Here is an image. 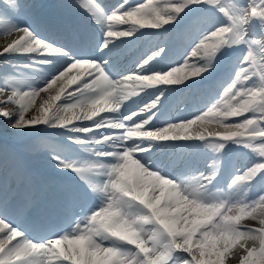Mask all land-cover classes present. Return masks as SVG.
Wrapping results in <instances>:
<instances>
[{
    "label": "snow or ice",
    "instance_id": "6c2138e0",
    "mask_svg": "<svg viewBox=\"0 0 264 264\" xmlns=\"http://www.w3.org/2000/svg\"><path fill=\"white\" fill-rule=\"evenodd\" d=\"M25 7L30 6L3 0L0 29L13 38L0 45V58L16 56L28 61L25 66L3 60L13 71L20 67L35 71L37 65L55 70L44 87L26 92L5 76L0 118L16 134H37L41 126L62 129L66 143L91 156L93 162L81 164L58 153L52 157L60 172L73 174L81 184L79 190L62 195L65 203L74 200L82 214L70 233L52 232L37 239L6 210L0 212V264H225L233 248L232 255L240 264H257L251 259L257 253L259 264H264V0L245 4L240 0H170L162 11L151 7V0L147 5L142 0L134 6L121 3L111 10L98 0H85L81 8L102 36L99 56L74 54L59 40L21 24L20 9ZM202 17L218 19L193 41L182 69L153 70L152 65L168 55L167 40L139 57L133 68L110 64L122 55V46L138 27L167 33L192 27ZM128 24L132 26L122 27ZM226 48H242V54L237 58L235 78L220 99L208 101L190 119L165 121L156 127L153 121L159 119L166 95L176 91L173 86L186 87L211 73ZM257 49L259 61L254 54ZM69 86H75V94L68 92L57 104ZM150 88L154 89L151 94L145 91ZM141 92L149 101L139 105L138 111L127 106L119 111ZM41 93L47 98L38 102ZM81 96L98 99L82 106ZM11 104L17 107L10 108ZM213 121L216 127L210 129ZM197 141L216 153L211 166L201 170L189 159L185 167L197 175L171 171L164 151L194 152L201 147ZM229 145L254 153L258 161L235 168L225 184L228 191L214 193L220 178L219 160ZM89 173L100 176V182H93ZM257 182L262 187L254 199L238 198L247 197ZM0 195L6 203L8 188L0 190ZM245 216L258 219L259 227L242 224Z\"/></svg>",
    "mask_w": 264,
    "mask_h": 264
},
{
    "label": "bare ground",
    "instance_id": "6f19581e",
    "mask_svg": "<svg viewBox=\"0 0 264 264\" xmlns=\"http://www.w3.org/2000/svg\"><path fill=\"white\" fill-rule=\"evenodd\" d=\"M54 1L55 0H53V3H54ZM58 1L59 2H56V4H54V5L59 8V11L58 12L63 17L72 18V17H85V16H87V14L85 13V11H83L82 8H81V5L85 2V0H75V3H74V0H58ZM142 2L147 5L148 2H149V0H142ZM240 2H241V4H245V3H248L249 0H240ZM169 3H170V0H161L160 3H157L156 0H151V7L155 8L157 11H162V10H165L167 8V5ZM211 18H214V17H211ZM213 22H210V23H213ZM210 23H206V24L202 25L200 32L206 30L207 25L210 24ZM126 26H132V25L131 24L125 25L124 28H126ZM144 29H148V28H139L138 27L137 33L138 32H141ZM177 32H178V29H174V30H171L169 32L170 40L172 39V37H174L177 34ZM11 38H13V37L12 36H8V35H5L4 30L3 29H0V45L5 44ZM186 38H188V36ZM170 40H168V43L166 45H164L166 49L170 45ZM188 52H190V49H188V51L185 53V55H180L179 57H173L170 61H168L166 63H162L161 65L153 66L152 68L155 69L156 71H169V70H171V68L182 69L183 68V65H184L185 56H186V54ZM191 62L192 61L189 60V63H191ZM227 64H228V59H226L225 61L222 62V61L219 60V58H217V62L215 64V67L214 68L216 70H221ZM54 70L55 69L53 67V71ZM72 74L73 75L76 74L75 73V70H73V73ZM207 74H210V73H205L204 76L207 75ZM214 75H219V72H215ZM41 87H44V83L40 86V88ZM56 87L57 86H55V85L53 86L54 89ZM150 90H154V89H152V88L147 89V91H150ZM26 91H31V90H29V89L22 90V92H26ZM51 94L52 95H55V91H52ZM42 97L43 98H47L44 93H41V96L37 97V101L38 102H41V98ZM93 99H98V97L83 98V99L80 100L81 105L84 106V105L91 104L92 101H93ZM148 99H149V97H148ZM146 101L147 100H145V102ZM71 102L72 103H75L76 101L73 100ZM57 104H60V103H57ZM9 107L10 108H16L17 105L11 104V105H9ZM178 107H181L180 106V103L177 105L176 108H178ZM136 108L130 109V110H133L134 111ZM119 111L124 112L125 111V105H122L121 106V109ZM136 111H138V109ZM127 114H128V112H125V115H127ZM208 127L210 129H214L216 127L215 122L213 121L212 124H209L208 125ZM28 133L29 132H25V133H21V134H16L13 130H11L9 128L6 119L0 118V135L6 134L8 136V138H9L8 140H6V143L9 144L12 141H17V140L24 139V138L27 137ZM61 136H64L63 133L61 134ZM3 152H4V149H0V157L3 156L2 155ZM227 154L228 153H224L223 154V158L221 160H219V165L221 164V168L222 169L224 168L225 164L228 162V159L230 158V155H227ZM196 155L197 156H196L195 159H199V158H201V155L202 154L201 153H197ZM34 158H38V157H34ZM32 161L35 162V163H43V167H45V168H50V169H55L56 168L55 162H52L51 161L50 163H46L47 159H45V160L39 159V160H32ZM240 162H239V164H240ZM249 164L250 163H247V164L244 163L242 166L249 165ZM197 174L198 173H195V175H197ZM243 219H245V222L246 223H250L251 226H254V227L257 226V227H259L258 219L257 220H253L250 216H245ZM249 243L251 244L253 242L252 241H249ZM255 244H256V246L258 248L259 247V240L258 239L255 241ZM233 251H235L234 248L229 250V253L226 255L225 264H229V261L231 262V264H238L239 263V260H238L237 256L232 255V252Z\"/></svg>",
    "mask_w": 264,
    "mask_h": 264
},
{
    "label": "rangeland",
    "instance_id": "374dc122",
    "mask_svg": "<svg viewBox=\"0 0 264 264\" xmlns=\"http://www.w3.org/2000/svg\"><path fill=\"white\" fill-rule=\"evenodd\" d=\"M241 3V2H240ZM232 48H226L224 51H223V53H222V55H220L221 57H223V56H225L226 54H227V52L229 51V50H231ZM258 53H259V50L257 49L256 50V52L254 53L255 55H256V58L258 59ZM235 54H236V62H237V56L238 55H241L242 54V48H236V49H234V51H233V56H235ZM261 59V57L259 56V60ZM236 65V64H235ZM234 65V66H235ZM235 69V71H236V67L234 68ZM220 99V98H219ZM218 99V100H219ZM236 121V120H235ZM234 121V122H235ZM237 149V148H236ZM238 150V152H240L241 153V150H239V149H237ZM257 161H258V159H256ZM252 259V258H251ZM260 261V260H259ZM259 261L257 262V264H259Z\"/></svg>",
    "mask_w": 264,
    "mask_h": 264
}]
</instances>
